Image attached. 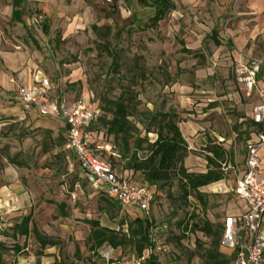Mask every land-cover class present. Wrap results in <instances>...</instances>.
Wrapping results in <instances>:
<instances>
[{
  "label": "rangeland",
  "instance_id": "1",
  "mask_svg": "<svg viewBox=\"0 0 264 264\" xmlns=\"http://www.w3.org/2000/svg\"><path fill=\"white\" fill-rule=\"evenodd\" d=\"M57 5L61 8L53 6L57 11L51 12L39 7L44 17L39 36L31 29L32 37L53 60L50 100L59 102L64 98L71 104L82 99L86 104L99 103L100 96L114 100L122 86L129 85L138 94L139 110L173 108L178 113V126L188 144L185 164L190 173H205L208 147L219 140L230 150L232 165L240 168L245 139L254 130L245 118L250 105L241 96L237 104L216 100L222 95V89L216 84L219 77L214 80L215 85L211 80L206 81L207 86L195 85L193 73H180L179 68L174 72L175 64L190 67L191 57L183 53L178 33L172 32L169 14L152 25L155 10L141 6L137 0H121L116 8L103 0H58ZM259 50L260 54L264 53L263 46L260 45ZM141 70L146 72L144 78L138 76ZM187 85L192 86L191 94L179 88ZM208 99L216 102H204L207 107L197 106L203 104L201 100ZM46 109L53 113L52 105ZM205 111L208 115L203 116ZM1 121L0 168L4 163L12 169L15 181L26 188L30 203L27 205H31L26 209L32 223L41 229L58 228V234H68L69 228L71 235L65 240L58 235L52 238L61 243V253L67 256L66 247H74L75 243L82 246L88 235L90 227L83 220L95 217L106 223L101 209L105 197L81 178L78 163L72 153L64 149L65 128L61 120L52 129L40 118L30 125L25 122L3 125ZM188 121L198 125L196 133H186ZM202 133L206 136L207 148L199 146ZM101 138L100 144L111 146L112 138ZM149 139L152 141L153 137ZM94 154L120 169L114 165L117 162L110 159L111 150H95ZM229 172L226 179L233 186L235 177ZM133 181L137 185L143 183L140 176H133ZM152 190L151 215L165 246V264H192L193 258V264H201L200 255L208 248L209 240L203 241L199 233L185 232L190 217H212L216 220L214 225H220L225 211L235 200L215 186L206 187L200 190L207 201L203 210L193 197H188L187 201L181 198L176 182L169 191ZM62 203L66 206V218L57 208ZM123 213L112 222L115 229L121 219H135L126 211ZM107 251L110 252L108 260L103 257ZM119 251L115 254L106 247L95 257L82 248L81 260H76L74 255L70 257L80 264H85L89 257L97 264H129L136 258L131 246Z\"/></svg>",
  "mask_w": 264,
  "mask_h": 264
},
{
  "label": "crops",
  "instance_id": "2",
  "mask_svg": "<svg viewBox=\"0 0 264 264\" xmlns=\"http://www.w3.org/2000/svg\"><path fill=\"white\" fill-rule=\"evenodd\" d=\"M17 1L0 0V120H2L1 123L3 125L14 124L15 122H25L27 125H30L36 118H40V121H47L48 128L52 129L53 125L59 124L61 120L59 117L55 115L41 117L36 110L24 112L14 97L19 88L38 90L41 78H46L50 83V91L45 107L52 105L53 108L55 102L50 100L53 90L50 81L53 71V60L49 58V54L41 49L32 37L29 15L31 8L39 12V7H42L46 11L51 12L57 11V8L54 7L61 8V6L57 5L58 0H30V4L19 0L21 6H15ZM172 2L174 9L169 13L172 32L178 33L180 36L179 42L183 45V53L190 55L188 56L189 58L191 57L190 67H185L184 64H179L178 66L175 64L174 72L179 68L178 72L180 73H193V84L195 85L205 84L207 86L206 81L211 80L214 83V80L219 77L220 81L216 84L222 89V95L216 100H220L226 104H229V102L237 104L240 100L239 96H241L250 105L249 112L245 118H247L250 125L251 123L253 124L251 126H253L254 130L245 139L240 168L237 169V166L232 165L230 150L222 142H213L211 144L219 146L224 150L226 156L222 164L225 163L233 170L240 171L244 162L245 146L247 142L255 139L259 128L252 122L251 118L252 108L257 102L256 96L252 99H246L243 96L234 80L233 72L237 64L248 63L253 59L264 57V53L260 54L261 51L259 50L260 45L264 47V0H172ZM15 11L23 12L20 20H17L18 15L15 17ZM258 83L259 86L264 83V65L261 67ZM179 88L188 94L193 92L190 85L179 86ZM187 99L192 102L189 97ZM216 100H201L203 104L197 106L207 107L208 105L204 104V102L211 103L216 102ZM206 115H208V111H205L203 114V116ZM188 123V126L185 128L186 133H196L197 128H199L198 125L190 121ZM61 126L65 128L66 132V124L62 120ZM179 129L184 137L182 129ZM149 136L153 137V140L150 142L156 139V136L153 134ZM199 136V146L206 148L208 146L206 136L203 133ZM101 137V134L95 136L94 142L97 146L94 151L101 149L110 151V144H100L99 140L102 139ZM233 137L235 138L234 134ZM207 155L212 157L210 153H207ZM114 170L117 174L129 178L132 183L136 184L133 181V176H139V174H134L130 178L127 173ZM231 172L235 177V184L240 173L238 174L230 170L229 173ZM79 174L83 178L81 171ZM226 176L223 174V180L225 179L226 183L230 184ZM214 184L206 187L208 188ZM139 186L149 187L152 192V188H155L144 182ZM104 196L107 197L106 195ZM231 196L233 197V195ZM107 198L110 199L109 197ZM27 203L30 204L26 188L18 181H15L13 170L8 169L2 163V167L0 168V224L4 225V230L0 232V264H56L61 261L80 264L71 258L75 253V244L74 247H66L67 256L62 255L59 246H47L44 249H40L34 235L30 232L32 221L29 224L27 236H20L15 232L14 226L18 225L22 218L30 215V213H27L26 208L31 207V205H27ZM243 206L242 202L235 201L225 211L226 215L224 218L228 215L238 214L243 210ZM231 210H234V213H231ZM124 211L130 216L141 217L138 211L121 209L120 214H124ZM102 213L107 219L106 223L95 217L88 220H98L101 227L115 229L112 223L115 220H111L103 211ZM207 219L211 223L216 221L212 217H207ZM222 221L220 224L221 229ZM35 227L40 234L48 238L58 235L61 240H65V238L71 235L69 228H67L68 234L62 232L58 234L60 230L57 227V229H53L50 226L42 229L36 225ZM59 227L62 226L60 225ZM89 233L90 229H88V235ZM202 239L204 241L206 238L203 237ZM85 240L82 243L83 247L81 244L76 243L80 251H82V248L83 250H87ZM106 247L108 246H102L97 253H100V250ZM119 250L121 249L114 250V253L120 252ZM219 251L226 257H233V253L229 250L220 247ZM37 252L40 255H37ZM194 256L196 257V255ZM193 262L194 258L191 263L193 264Z\"/></svg>",
  "mask_w": 264,
  "mask_h": 264
},
{
  "label": "trees",
  "instance_id": "3",
  "mask_svg": "<svg viewBox=\"0 0 264 264\" xmlns=\"http://www.w3.org/2000/svg\"><path fill=\"white\" fill-rule=\"evenodd\" d=\"M120 1L114 0L110 6L116 8ZM137 1L141 6L155 10L151 19L152 25L163 21L165 16L174 9L172 0ZM15 6H21L19 0ZM17 15V20H20L23 12L15 11V17ZM145 75L146 72L141 70L138 76L144 78ZM137 97L138 94L128 85L122 86L118 97L114 100L100 96L99 103L92 102L100 111L98 119L91 126L92 134L94 136L101 134L112 138L110 159L112 162H117L114 165L120 166V169H116L112 165L111 167L127 173L130 178L134 174H139L144 183L157 190L166 189L169 191L176 182L183 200L187 201L188 197H193L200 207L206 210V197L200 190L223 180L221 164L226 156L224 150L219 146H207L208 153L212 157H206L207 169L205 173H190L185 167L189 149L178 126V113L173 108H169L167 111L156 108L152 111H141L138 109L141 102ZM251 125L253 124L251 123ZM150 134L156 136L153 142H150ZM103 201L105 205L101 208L102 211L111 220H115L122 208L113 199L105 197ZM57 208L61 212V216L66 218L65 204H59ZM82 222L90 227L85 246L91 256L98 257L97 251L104 245L113 250L131 246L135 257L139 258L143 251L151 245L150 224L141 217H135L129 221L121 219L118 222V229L101 227L98 220H83ZM29 224H31V214L22 218L20 223L14 226L15 232L20 236H27ZM124 227L126 228L124 229ZM187 231L199 233L209 240L208 248L200 255L201 264H232L233 257H226L219 251L222 235L221 225H214L203 216L197 219L192 216L189 225H186L185 232ZM30 232L34 235L40 249L61 244L59 241L40 234L34 223H32ZM36 254L40 255L39 252ZM74 257L76 260H81L80 250L76 243ZM84 263L97 264L92 257L86 259ZM56 264L72 263L61 261ZM146 264H154V257H150Z\"/></svg>",
  "mask_w": 264,
  "mask_h": 264
},
{
  "label": "built area",
  "instance_id": "4",
  "mask_svg": "<svg viewBox=\"0 0 264 264\" xmlns=\"http://www.w3.org/2000/svg\"><path fill=\"white\" fill-rule=\"evenodd\" d=\"M30 4V0H20ZM112 4L114 0H103ZM44 17L31 8L29 23L33 30L41 31ZM264 57L240 63L234 67V80L246 99L256 96L252 108V122L259 128L254 140L247 142L242 169L233 170L225 163L221 171L226 176L230 170L240 173L235 184H227L225 179L214 184L225 194L233 195L237 202L243 203V210L236 215H228L222 221L220 247L233 253L232 264H264V83L259 86L258 77ZM50 83L41 78L38 90L19 88L15 94L24 112L36 110L41 117L55 115L66 124L64 149L71 152L79 165L86 183L96 192L103 193L118 202L122 210L138 211L141 218L149 224L151 245L139 258L130 264H146L154 257V264H165V246L151 215L152 191L149 187L139 186L111 167L108 161L94 154L96 144L91 126L96 122L100 111L96 104L78 100L67 103L64 98L53 104L51 114L45 107L49 97ZM222 140H219L221 143ZM4 225L0 224V232ZM108 260L110 252L103 253Z\"/></svg>",
  "mask_w": 264,
  "mask_h": 264
}]
</instances>
